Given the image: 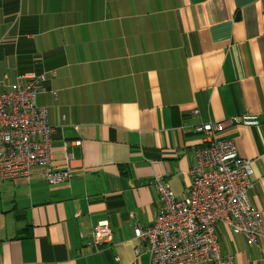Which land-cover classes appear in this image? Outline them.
Returning a JSON list of instances; mask_svg holds the SVG:
<instances>
[{
    "label": "crops",
    "instance_id": "1",
    "mask_svg": "<svg viewBox=\"0 0 264 264\" xmlns=\"http://www.w3.org/2000/svg\"><path fill=\"white\" fill-rule=\"evenodd\" d=\"M53 69L52 161L0 179V264H149L134 228L156 219V179L190 187L209 122L251 160L264 216V0H0V94ZM48 168L73 176L50 185ZM103 219L114 241L87 245ZM217 232L235 264H264V237Z\"/></svg>",
    "mask_w": 264,
    "mask_h": 264
},
{
    "label": "built area",
    "instance_id": "2",
    "mask_svg": "<svg viewBox=\"0 0 264 264\" xmlns=\"http://www.w3.org/2000/svg\"><path fill=\"white\" fill-rule=\"evenodd\" d=\"M56 70L29 73L0 94V179H28L37 166L52 161V134L48 107L38 103L47 92V82ZM57 98L58 92L52 91ZM197 112V111H196ZM234 124H255L256 118H232ZM224 122L195 127L206 135L205 145L197 149L198 163L190 170L192 183L185 193L175 194L166 180L156 179L160 205L155 221L137 224L134 237L145 241L149 264H235L232 255H223L217 224L229 225L244 234L249 245L264 237V216L249 202L253 169L251 160L242 157L231 139L219 135ZM79 143V141H78ZM46 182L59 185L73 176L69 168L45 172ZM114 231L108 220L93 222L86 240L89 246L111 245ZM139 253V248H136Z\"/></svg>",
    "mask_w": 264,
    "mask_h": 264
}]
</instances>
